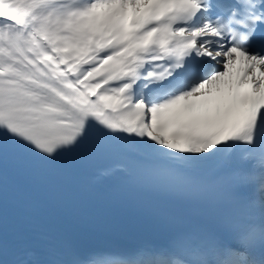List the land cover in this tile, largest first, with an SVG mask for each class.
I'll return each instance as SVG.
<instances>
[{
  "label": "snow or ice",
  "instance_id": "obj_1",
  "mask_svg": "<svg viewBox=\"0 0 264 264\" xmlns=\"http://www.w3.org/2000/svg\"><path fill=\"white\" fill-rule=\"evenodd\" d=\"M0 130V153L51 161L43 157L61 149L116 144L176 179L243 144L230 168L256 198L264 0H0ZM261 216L259 228L235 226L230 245L181 237L125 259L73 254L44 264H264V206Z\"/></svg>",
  "mask_w": 264,
  "mask_h": 264
},
{
  "label": "bare ground",
  "instance_id": "obj_2",
  "mask_svg": "<svg viewBox=\"0 0 264 264\" xmlns=\"http://www.w3.org/2000/svg\"><path fill=\"white\" fill-rule=\"evenodd\" d=\"M90 123L94 126V127H101V126H99L98 124H96V122L95 121H90ZM106 131V130H105ZM129 139H131V138H129ZM215 163H213V162H201V163H199V164H197V165H194V166H192L193 168L194 167H197V168H199V169H202V170H205V169H208V170H212V169H215L216 167L215 166H213Z\"/></svg>",
  "mask_w": 264,
  "mask_h": 264
}]
</instances>
